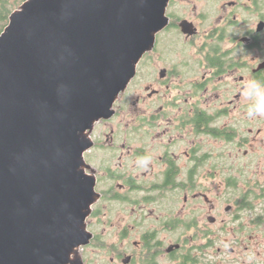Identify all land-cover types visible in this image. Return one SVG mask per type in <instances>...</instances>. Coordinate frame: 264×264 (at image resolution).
I'll return each mask as SVG.
<instances>
[{
  "label": "flooded vegetation",
  "instance_id": "flooded-vegetation-1",
  "mask_svg": "<svg viewBox=\"0 0 264 264\" xmlns=\"http://www.w3.org/2000/svg\"><path fill=\"white\" fill-rule=\"evenodd\" d=\"M165 14L90 131L98 198L67 264H264V0Z\"/></svg>",
  "mask_w": 264,
  "mask_h": 264
},
{
  "label": "water",
  "instance_id": "water-1",
  "mask_svg": "<svg viewBox=\"0 0 264 264\" xmlns=\"http://www.w3.org/2000/svg\"><path fill=\"white\" fill-rule=\"evenodd\" d=\"M169 0H24L0 32V264H67L91 233L85 172Z\"/></svg>",
  "mask_w": 264,
  "mask_h": 264
},
{
  "label": "rangeland",
  "instance_id": "rangeland-1",
  "mask_svg": "<svg viewBox=\"0 0 264 264\" xmlns=\"http://www.w3.org/2000/svg\"><path fill=\"white\" fill-rule=\"evenodd\" d=\"M1 1V4H2V6H3V8L5 9L6 8V12H7V10L8 11H10V13L13 11V10H15V9H17V8H19V6L22 4V2L24 1V0H0ZM4 11V14H6V12ZM9 13V14H10ZM7 21H8V19H7ZM6 24H7V22H6ZM5 24V25H6ZM4 25V26H5ZM4 28V27H3ZM87 221H94L93 220V218L91 219V218H89Z\"/></svg>",
  "mask_w": 264,
  "mask_h": 264
},
{
  "label": "trees",
  "instance_id": "trees-1",
  "mask_svg": "<svg viewBox=\"0 0 264 264\" xmlns=\"http://www.w3.org/2000/svg\"><path fill=\"white\" fill-rule=\"evenodd\" d=\"M5 10L6 8L5 9L3 8L1 1H0V32L2 31L4 25L6 24L8 15L10 13V11L7 10L6 12ZM4 11L6 12V14H4Z\"/></svg>",
  "mask_w": 264,
  "mask_h": 264
}]
</instances>
